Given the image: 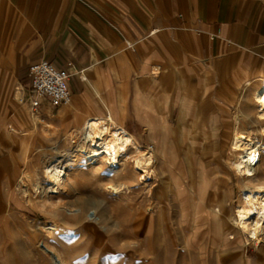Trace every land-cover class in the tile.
Wrapping results in <instances>:
<instances>
[{
	"label": "rangeland",
	"instance_id": "obj_1",
	"mask_svg": "<svg viewBox=\"0 0 264 264\" xmlns=\"http://www.w3.org/2000/svg\"><path fill=\"white\" fill-rule=\"evenodd\" d=\"M164 39L152 38L140 47L132 46V51L124 45L118 60L109 61L102 73L91 75L92 86L74 78L70 102L51 111L31 110L28 81L0 62V264H55L45 252L53 249L67 264H264V239L257 245L248 240L246 232L230 230L233 213L246 195L255 191V182L238 177L232 170L234 156L228 144L234 128L248 133L264 154V137L259 131L264 123L254 121L252 86L239 83L234 103L226 101L227 92L222 91L239 82L236 76L240 64L250 63L246 55L235 53L214 59L200 52L189 61L187 52L181 53L184 75L200 95L204 108L220 116L221 133L227 137L210 142L216 145L213 157L219 163L217 177L225 186L220 218L233 233L227 246L220 244L221 232L217 233L216 226L203 222L205 212L197 196L194 219L189 200L179 206L169 198L165 222L156 216L155 226L149 229L148 213L154 205L151 195L158 191V178L152 184V178L139 183L129 176L127 188L110 192L109 185L117 181L109 169L98 162L86 165L84 158L75 154L70 138L64 140V133L76 125L69 120L62 125L58 115L72 114L71 102L84 94L95 107L100 106L99 97L114 107L126 106V130L142 139V147L148 146L143 124L134 112V103L146 111V92L133 89V72L144 73L150 61L165 59ZM19 90L28 105L16 97ZM84 109L77 106L75 111L81 116ZM170 121L176 124L175 114ZM73 156L75 162L67 166L62 189L57 194L38 195L47 186L42 175L45 165L65 163ZM258 164L264 170V156ZM122 168L127 170V165ZM197 187L195 180V190ZM203 197L207 199V195ZM52 224L58 229L50 236L45 226ZM162 225L164 235L159 228Z\"/></svg>",
	"mask_w": 264,
	"mask_h": 264
},
{
	"label": "crops",
	"instance_id": "obj_2",
	"mask_svg": "<svg viewBox=\"0 0 264 264\" xmlns=\"http://www.w3.org/2000/svg\"><path fill=\"white\" fill-rule=\"evenodd\" d=\"M152 38H165V59L150 61L144 73L134 71L132 82L133 89L146 92L145 112L134 103L145 141L152 92L162 96L173 85L193 93V113L186 119H221L204 108L200 95L184 75L183 51L189 61L200 52L214 59L235 53L247 56L250 63L240 64L236 76L239 82L222 89L229 103L237 98L239 83L252 86L251 95L264 83V0H0V62L27 81L29 63L47 59L57 66L72 63L69 71L73 90L74 78L92 86L91 75L102 73L109 61L118 60L124 45L140 47ZM156 68L161 71H156L152 79L150 72ZM166 76H174V83L166 82ZM23 96L20 93V101L26 106L28 99ZM87 99L82 94L72 102L84 106V112L90 107L104 113L101 103L95 107ZM177 102L175 99L172 108L164 110L163 102H158V114L163 113L168 120L175 114L177 120ZM114 108L123 117L126 129L129 111L122 104ZM132 135L142 143L139 136Z\"/></svg>",
	"mask_w": 264,
	"mask_h": 264
},
{
	"label": "bare ground",
	"instance_id": "obj_3",
	"mask_svg": "<svg viewBox=\"0 0 264 264\" xmlns=\"http://www.w3.org/2000/svg\"><path fill=\"white\" fill-rule=\"evenodd\" d=\"M156 71L160 72L161 70L156 68L151 71L152 79L156 78L154 76ZM173 78L166 76V82L170 83ZM172 82L174 83V81ZM180 82L183 84V80ZM183 88L184 86L173 85L171 90L166 94L162 93V96L158 92H152L148 124L144 128L148 141L147 147H142L136 137L126 131L123 126V117L118 114L114 106L104 102L101 98L99 99L105 108L104 113L98 109L87 107L85 112L78 116L75 111L77 106L73 102L70 104L72 114L70 112L59 113L58 117L61 119L62 125L67 120L76 125L75 129L72 128L70 132L64 133V140L70 138L75 145V154L82 156L86 165L98 162L109 169L117 181L109 185L110 192H118L127 188L126 180L129 176L130 178L136 177V181L139 183L152 178V184L158 178V191L151 195L154 205L152 212L148 213L149 229L155 226L156 216L159 217L160 222H165L163 215L169 204V198L176 201L179 206L183 205L185 199L189 200L191 217L194 219L197 214V208H195V196H197L196 199H201L203 207L201 208L205 212L202 216L203 222L216 226L217 233L221 232L220 244L227 246L232 238L229 236L233 233L228 232L227 229L230 225L220 218L223 210L222 203L225 202V193L223 192L225 186L217 177L219 163L216 157H213L216 145L210 143L223 138L227 139V137L221 133V119H213L208 122L204 119H186L188 114L193 113L192 102L194 99L193 93L185 91ZM164 95H166L165 99ZM251 96L253 108V113H251L254 116V121L260 124L264 123V83L257 87ZM16 97L20 100L19 92ZM175 99H178L179 102V112L176 124H172L163 113L158 114L157 104L163 102L162 110L172 108ZM77 125L79 126L77 127ZM259 131L264 137V125ZM76 136L77 140H73ZM255 143L248 133L236 131L235 128L229 136L228 150L234 156L230 162L232 170L238 177L255 182V191H248V196H243L245 197L243 204L238 206L233 213L230 230L246 232L249 237L247 239L258 245L264 239V170L259 169L258 164L264 154L259 151ZM74 156L72 160L65 163H59V161L57 164L45 165L42 175L46 179L47 186L46 189L39 191L38 195L45 192L46 195L47 192L57 194L62 189L67 176V166L75 162ZM124 165H127V170L119 169ZM213 165L215 167H212ZM195 180L198 184L197 190L194 188ZM37 189L34 190L35 193H37ZM203 195H207V203ZM78 211L83 213V209ZM159 228L163 234V225ZM45 229L46 233L52 236L58 228L52 224L45 226ZM261 249L262 247L259 252H262L263 249ZM45 252L50 261L52 260L55 264L56 262L67 264L55 249Z\"/></svg>",
	"mask_w": 264,
	"mask_h": 264
},
{
	"label": "built area",
	"instance_id": "obj_4",
	"mask_svg": "<svg viewBox=\"0 0 264 264\" xmlns=\"http://www.w3.org/2000/svg\"><path fill=\"white\" fill-rule=\"evenodd\" d=\"M126 47L133 50L131 44H126ZM71 66V62L57 66L47 59H37L29 63L27 89L30 94L31 110L51 111L70 101Z\"/></svg>",
	"mask_w": 264,
	"mask_h": 264
}]
</instances>
